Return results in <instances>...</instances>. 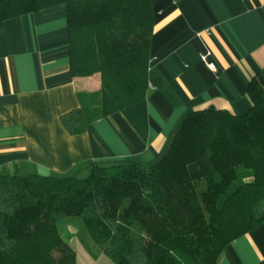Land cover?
<instances>
[{"label": "trees", "instance_id": "trees-1", "mask_svg": "<svg viewBox=\"0 0 264 264\" xmlns=\"http://www.w3.org/2000/svg\"><path fill=\"white\" fill-rule=\"evenodd\" d=\"M67 4L80 107L71 134L125 112L149 92L152 0H0V21ZM243 115L209 106L189 113L154 163L90 162L73 173L0 170V264H77L58 222L73 218L116 264H217L225 247L264 222V80L247 87ZM140 252L143 260L131 262Z\"/></svg>", "mask_w": 264, "mask_h": 264}, {"label": "crops", "instance_id": "crops-1", "mask_svg": "<svg viewBox=\"0 0 264 264\" xmlns=\"http://www.w3.org/2000/svg\"><path fill=\"white\" fill-rule=\"evenodd\" d=\"M152 5L147 97L80 134H71L61 117L81 105L75 71L90 76L87 70L96 74L99 64H71L67 4L0 21V170L61 175L87 172L92 161L151 164L166 153L192 111L250 110L248 84L257 74L264 80V0H152ZM77 230L71 243L78 238L89 244L90 264H114ZM129 259L139 262L143 254L131 253ZM84 263L78 256L77 264ZM217 264H264V222L229 243Z\"/></svg>", "mask_w": 264, "mask_h": 264}, {"label": "rangeland", "instance_id": "rangeland-1", "mask_svg": "<svg viewBox=\"0 0 264 264\" xmlns=\"http://www.w3.org/2000/svg\"><path fill=\"white\" fill-rule=\"evenodd\" d=\"M87 72L89 73H93V75H95L94 73V70H87ZM93 75H90L91 77L93 76ZM82 176H86L85 175V172L83 173V175ZM58 224H59V228H60V231H61V233H62V235L67 239V240H69V241H71L72 242V236L74 235V231H75V227H76V229H78L79 228V230H77V232H79L80 233V230H81V227H80V223L79 222H76L73 218H71V219H63V220H60L59 222H58ZM76 232V231H75ZM72 233H73V235H72ZM77 237V236H76ZM73 241H74V239H73ZM91 241V240H90ZM75 244H74V246H75V248H76V250H78L77 251V255L79 256V259L83 262L84 260H85V263L84 264H90V262H91V260H92V257L90 256V254L88 253V245L89 244H86V243H84V241L82 240V241H79L78 240V238H77V240L75 239ZM96 249H98L99 247L95 244V246H94ZM92 248V247H91ZM93 249V248H92ZM100 249V248H99ZM135 253H140V252H135ZM142 254V253H141ZM106 255V254H105ZM105 259H108V261H110V263H114V264H116L115 263V261L113 260V259H111L109 256H105ZM92 262H94V260H92ZM104 262H103V260H100L99 262H98V264H103Z\"/></svg>", "mask_w": 264, "mask_h": 264}]
</instances>
